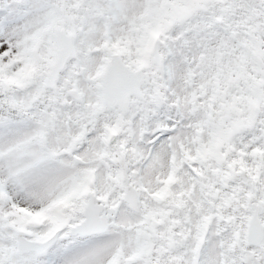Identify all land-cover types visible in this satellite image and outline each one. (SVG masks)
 I'll list each match as a JSON object with an SVG mask.
<instances>
[{
  "label": "snow or ice",
  "instance_id": "6c2138e0",
  "mask_svg": "<svg viewBox=\"0 0 264 264\" xmlns=\"http://www.w3.org/2000/svg\"><path fill=\"white\" fill-rule=\"evenodd\" d=\"M0 264H264V0H0Z\"/></svg>",
  "mask_w": 264,
  "mask_h": 264
}]
</instances>
